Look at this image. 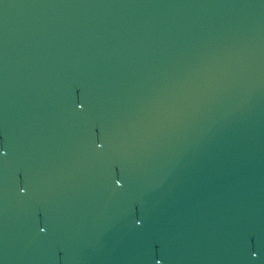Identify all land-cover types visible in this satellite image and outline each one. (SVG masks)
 <instances>
[{
    "label": "water",
    "instance_id": "water-1",
    "mask_svg": "<svg viewBox=\"0 0 264 264\" xmlns=\"http://www.w3.org/2000/svg\"><path fill=\"white\" fill-rule=\"evenodd\" d=\"M0 264H264V0H0Z\"/></svg>",
    "mask_w": 264,
    "mask_h": 264
}]
</instances>
